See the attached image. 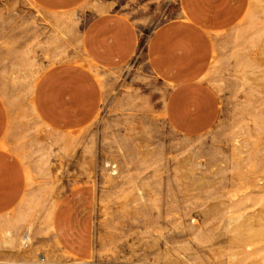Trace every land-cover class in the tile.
<instances>
[{
    "label": "rangeland",
    "instance_id": "rangeland-1",
    "mask_svg": "<svg viewBox=\"0 0 264 264\" xmlns=\"http://www.w3.org/2000/svg\"><path fill=\"white\" fill-rule=\"evenodd\" d=\"M109 12L138 27V55L98 73L106 91L92 125L53 132L33 113L35 85L80 60L84 26ZM180 13L179 0H88L56 14L0 0V95L20 117L12 146L30 176L24 201L0 215V264H264V0L222 36L208 75L222 111L194 138L167 123L166 88L146 59L154 31ZM73 188L66 238L88 235V258L51 231Z\"/></svg>",
    "mask_w": 264,
    "mask_h": 264
},
{
    "label": "crops",
    "instance_id": "crops-1",
    "mask_svg": "<svg viewBox=\"0 0 264 264\" xmlns=\"http://www.w3.org/2000/svg\"><path fill=\"white\" fill-rule=\"evenodd\" d=\"M31 1L56 14L72 12L88 0ZM250 2L179 0V16L152 34L146 53L148 67L166 88L164 116L177 133L194 138L217 124L222 110L208 75L222 36L244 19ZM141 44L138 27L123 14L109 12L89 19L79 42L82 58L51 66L37 81L32 99L35 117L56 133H76L92 125L106 91L98 73H114L128 65ZM22 132L18 113L0 95V215L15 210L28 193V169L12 146ZM74 191L76 188L59 199L51 231L58 247L68 243V254L88 258L93 254L88 235L66 238L67 225L73 220Z\"/></svg>",
    "mask_w": 264,
    "mask_h": 264
},
{
    "label": "bare ground",
    "instance_id": "bare-ground-1",
    "mask_svg": "<svg viewBox=\"0 0 264 264\" xmlns=\"http://www.w3.org/2000/svg\"><path fill=\"white\" fill-rule=\"evenodd\" d=\"M30 241V230L25 233L23 236V243L27 244ZM42 263H45V260L42 259Z\"/></svg>",
    "mask_w": 264,
    "mask_h": 264
}]
</instances>
